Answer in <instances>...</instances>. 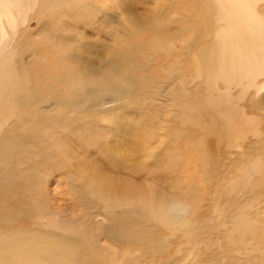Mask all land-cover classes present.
I'll return each mask as SVG.
<instances>
[{"label": "rangeland", "instance_id": "1", "mask_svg": "<svg viewBox=\"0 0 264 264\" xmlns=\"http://www.w3.org/2000/svg\"><path fill=\"white\" fill-rule=\"evenodd\" d=\"M12 1L0 20V264L126 253L125 264H264V139L238 153L224 136V168L208 180L163 88L164 73L170 87L181 80L176 68L195 76L182 57L219 30L213 0ZM242 91L243 110L264 115V90ZM184 193L197 211L177 226L161 209ZM144 222L153 244L136 238Z\"/></svg>", "mask_w": 264, "mask_h": 264}, {"label": "bare ground", "instance_id": "2", "mask_svg": "<svg viewBox=\"0 0 264 264\" xmlns=\"http://www.w3.org/2000/svg\"><path fill=\"white\" fill-rule=\"evenodd\" d=\"M260 1L263 0H213L221 21L219 30L209 41L207 49L198 51L191 57V54L182 57L188 62V70L193 64V69L199 67L194 71L195 76L192 75L187 79L184 74L185 69L176 68L175 74L181 76V80H178L174 87H170L167 82L168 73L163 74L162 72L164 90L172 91L178 109L186 111L184 114L177 113L174 116L178 119L183 118L185 121L180 132L194 142L195 148L205 158V162L201 161L206 164H204L207 170L206 176L211 181H215L222 173L225 156L222 155L221 149L223 140L225 142L228 139L232 143H228V146L231 149L234 147L233 149H237L236 152L240 153L242 149L250 147L249 145L256 138L254 136H259L260 140L264 139V125L259 127V123L264 122V115L254 116L249 112L246 113L247 111L245 112L241 107L239 97L233 94L234 87L242 88V92L246 94L252 89H255L258 94L264 90V16L257 9ZM11 4H13L12 0H0V20L3 16L11 17ZM204 18L206 23L212 22L211 8ZM187 32L192 36L196 34L194 27H188ZM4 70V66L0 67L1 73ZM197 78L202 79L195 84ZM203 83L207 84V88L203 87ZM0 96L2 99L5 95ZM167 132L173 136L178 134L177 120L173 119ZM204 134H210L212 138L207 135L203 136ZM224 136L227 139H222ZM189 193H196L195 188H192ZM178 200L192 203L185 193L181 194ZM195 203L196 201L193 202ZM252 228L247 220H242V223L237 226V233L243 237L251 234ZM152 229V224L149 222L138 225L136 238H142L153 244L154 237L150 234ZM86 233L89 234V231L86 230ZM258 251V247L254 249V253ZM128 255L129 253L124 254V259L121 261L105 256L104 261L99 264H125ZM241 256L243 257L242 254ZM251 256L248 257L247 264L255 263ZM20 260L21 258L18 257L12 264H20ZM69 261L72 264L75 263ZM261 261L258 260V262ZM27 264L35 263L29 261ZM37 264L52 263L46 259ZM84 264L98 263L89 259Z\"/></svg>", "mask_w": 264, "mask_h": 264}, {"label": "clouds", "instance_id": "3", "mask_svg": "<svg viewBox=\"0 0 264 264\" xmlns=\"http://www.w3.org/2000/svg\"><path fill=\"white\" fill-rule=\"evenodd\" d=\"M196 205L183 200H173L161 209V214L177 226L188 225L196 214Z\"/></svg>", "mask_w": 264, "mask_h": 264}]
</instances>
